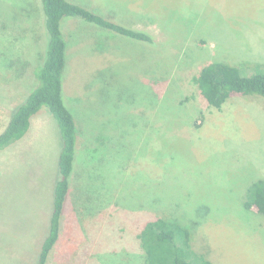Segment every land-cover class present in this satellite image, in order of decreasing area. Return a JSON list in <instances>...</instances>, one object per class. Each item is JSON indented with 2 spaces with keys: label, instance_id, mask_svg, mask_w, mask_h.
Segmentation results:
<instances>
[{
  "label": "rangeland",
  "instance_id": "1",
  "mask_svg": "<svg viewBox=\"0 0 264 264\" xmlns=\"http://www.w3.org/2000/svg\"><path fill=\"white\" fill-rule=\"evenodd\" d=\"M146 30L150 44L67 17L63 98L79 124L60 239L46 264H146L156 216L188 225V254L264 264V98L209 107L191 78L212 61L264 63V0H71ZM41 0H0V133L37 85L47 47ZM62 136L44 106L0 150V264H36L50 229ZM187 240V241H188Z\"/></svg>",
  "mask_w": 264,
  "mask_h": 264
},
{
  "label": "trees",
  "instance_id": "2",
  "mask_svg": "<svg viewBox=\"0 0 264 264\" xmlns=\"http://www.w3.org/2000/svg\"><path fill=\"white\" fill-rule=\"evenodd\" d=\"M41 2L48 38L45 58L37 71V85L12 113L6 128L0 133V150L23 139L30 130L32 117L44 106L57 120L61 131L63 141L58 158L59 179L54 190L50 229L41 245L36 264L47 263L50 252L60 239L62 218L78 159L79 124L63 98L67 51V41L62 30L63 20L67 17L81 18L114 33L154 43V37L146 30L105 18L71 0ZM255 67L253 74L246 75L238 65L212 61L191 78V83L198 88L209 107L221 110L224 103L235 96L254 95L264 98V63ZM245 206L264 214V179H258L251 185ZM187 226L166 216L148 220L139 234L146 264H213L206 259H191L193 255L188 254L190 231L185 228Z\"/></svg>",
  "mask_w": 264,
  "mask_h": 264
}]
</instances>
